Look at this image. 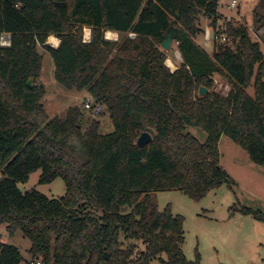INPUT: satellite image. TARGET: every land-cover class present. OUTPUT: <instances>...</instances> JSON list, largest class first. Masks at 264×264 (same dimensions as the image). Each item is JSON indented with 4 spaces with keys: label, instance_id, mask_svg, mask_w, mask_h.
I'll return each instance as SVG.
<instances>
[{
    "label": "trees",
    "instance_id": "trees-1",
    "mask_svg": "<svg viewBox=\"0 0 264 264\" xmlns=\"http://www.w3.org/2000/svg\"><path fill=\"white\" fill-rule=\"evenodd\" d=\"M218 2L0 0V36H11L9 47L0 45V226L9 235L20 231L38 262L190 264L182 251L183 218L168 207L159 211L157 193L178 190L199 201L223 184L231 188L219 164L222 136L264 166L259 44L244 26L231 25L222 34L238 40L234 49L213 43L221 46L207 53L195 42L205 31L198 29L199 20L217 28ZM84 28L90 30L88 42ZM107 31L118 38L106 39ZM170 32L182 59L172 72L161 47ZM50 36L59 40L56 48L46 44ZM40 50L50 55L62 88L85 91L103 105L111 133L101 134L99 120H88L84 107L48 117L45 89L35 83ZM215 76L229 84L226 96L210 91ZM188 127L202 130L205 141ZM143 131L152 139L140 146ZM36 170L41 184L61 178L65 194L48 199L34 190L21 192L18 184ZM240 212L264 223L259 211ZM20 262L19 251L0 241V264Z\"/></svg>",
    "mask_w": 264,
    "mask_h": 264
},
{
    "label": "rangeland",
    "instance_id": "rangeland-1",
    "mask_svg": "<svg viewBox=\"0 0 264 264\" xmlns=\"http://www.w3.org/2000/svg\"><path fill=\"white\" fill-rule=\"evenodd\" d=\"M232 1L236 2L234 7L231 6ZM217 12V28L221 33H225L223 30L228 25L244 26L250 40L259 44L264 55V25L257 24L260 20L264 23V0H219ZM206 24L209 26L208 20H199L197 27L205 30ZM210 28L212 27L208 29ZM195 42L207 53H212L221 46L204 41V34L200 33ZM237 44L238 40L233 41L231 38L225 42V45L233 49ZM40 53L43 56L42 68L35 83L45 89L42 104L49 118L64 117L70 107L78 106L83 109L85 100L93 101L85 91H68L62 88L54 79L50 55L43 50ZM164 54L166 59L170 57L174 61L176 68L182 61L174 42ZM164 63L167 65L166 60ZM213 80L210 91L226 96L230 91L229 84L217 76ZM247 93L254 97L253 88L247 89ZM83 115L88 120H99L101 134H109L114 130L103 105L99 114L94 115L83 109ZM186 131L200 142L206 139V134L198 128L188 127ZM218 150L219 164L234 183L231 188L223 184L199 201L190 199L178 190L162 191L156 196L157 208L164 211L168 207L173 215L183 218L182 251L190 264H264V223L256 220L252 214L240 212L242 209H249L264 214V166L252 163L247 153L226 136L220 138ZM40 174V170L30 173L25 183L18 184L20 191L25 193L34 190L48 199H59L65 194V184L61 178L41 184ZM127 210L126 207L121 208L123 213ZM0 241L13 245L19 251L20 264L41 262L40 258L31 256V243L20 231L9 235L5 226L1 225ZM161 259L166 260V257L162 255ZM151 264L161 263L154 260Z\"/></svg>",
    "mask_w": 264,
    "mask_h": 264
},
{
    "label": "built area",
    "instance_id": "built-area-1",
    "mask_svg": "<svg viewBox=\"0 0 264 264\" xmlns=\"http://www.w3.org/2000/svg\"><path fill=\"white\" fill-rule=\"evenodd\" d=\"M236 5L235 1L231 2V6L234 7ZM129 37H134V34H129ZM204 40L207 42L213 43H224L227 41L226 35L222 34L218 28L213 30V28L206 29L204 32ZM0 45L2 47H9L11 45V36L9 34L3 33L0 36ZM83 107L85 110L91 111L94 115L99 114L102 111V106L99 104H94L92 101L86 100L83 103ZM30 264H41L40 262H31Z\"/></svg>",
    "mask_w": 264,
    "mask_h": 264
},
{
    "label": "water",
    "instance_id": "water-1",
    "mask_svg": "<svg viewBox=\"0 0 264 264\" xmlns=\"http://www.w3.org/2000/svg\"><path fill=\"white\" fill-rule=\"evenodd\" d=\"M171 43H172V33L170 32L167 35L166 39L161 44L162 49L164 51H168L170 46H171ZM27 86L30 87V88L33 86V80L31 78L28 79ZM205 93H206V89L201 87L199 89V93L198 94L200 96H203ZM151 139H152L151 135L148 132L143 131V132H141L140 136L138 137L136 143H137V145L141 146V145H144V144H147L148 142H150Z\"/></svg>",
    "mask_w": 264,
    "mask_h": 264
},
{
    "label": "crops",
    "instance_id": "crops-1",
    "mask_svg": "<svg viewBox=\"0 0 264 264\" xmlns=\"http://www.w3.org/2000/svg\"><path fill=\"white\" fill-rule=\"evenodd\" d=\"M210 26H207V24H206V27H205V30L206 29H208ZM85 29H87V28H84L83 29V41H85V42H88L89 41V39H90V30H89V37H88V39H85ZM108 32H110V31H107V32H105V38L106 39H109V38H107V36H106V33H108ZM112 33H114V32H112ZM114 34H116V37H115V39H112V40H116L117 38H118V35H117V33H114ZM51 37V36H50ZM50 37H48V39L50 38ZM52 37H54V36H52ZM48 39H47V41H46V44H48L49 46H51V47H53V48H56L57 46H58V44H59V40L56 38V40H57V42H56V44L55 45H53V44H49V42H48ZM205 41V40H204ZM168 60H170L173 64H174V61L170 58V57H168L167 58ZM166 59V60H167ZM169 69H170V71L172 72V71H174L175 69H176V67L174 68V69H171L168 65H166ZM175 66V65H174ZM86 101V100H85ZM84 101V102H85Z\"/></svg>",
    "mask_w": 264,
    "mask_h": 264
},
{
    "label": "bare ground",
    "instance_id": "bare-ground-1",
    "mask_svg": "<svg viewBox=\"0 0 264 264\" xmlns=\"http://www.w3.org/2000/svg\"><path fill=\"white\" fill-rule=\"evenodd\" d=\"M106 36H107V38H109V39H115L116 34H114V33H112V32H108V33H106ZM88 37H89V30H88V29H85V39H88ZM48 42H49V44H53V45H55L56 42H57V40H56L55 37H52V36H51V37L48 39ZM166 64H167L170 68H172V69L175 68L174 64H173L170 60H168V59L166 60Z\"/></svg>",
    "mask_w": 264,
    "mask_h": 264
}]
</instances>
